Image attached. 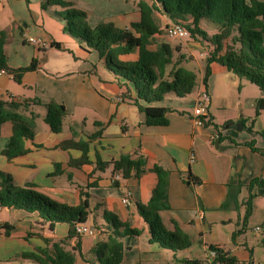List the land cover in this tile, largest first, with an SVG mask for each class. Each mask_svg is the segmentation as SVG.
<instances>
[{"label": "crops", "instance_id": "0c3cea01", "mask_svg": "<svg viewBox=\"0 0 264 264\" xmlns=\"http://www.w3.org/2000/svg\"><path fill=\"white\" fill-rule=\"evenodd\" d=\"M70 1L87 13L90 27L112 22L116 27L126 29L140 19L139 0H131L132 3L129 0ZM143 1L151 3V0ZM57 10H60L58 6L42 9L39 0L30 3L0 0V31L5 32L3 51L8 66H25L32 58L38 61L36 69L23 73L20 83L9 74H0V98L7 93L8 97L19 101L39 100V103L30 102L27 107L19 109L23 115L35 116L33 139L23 141L26 153L12 159L2 154L9 142L12 124L4 122L1 125L0 170L9 173L16 185L31 183L38 191L67 205H80L84 198L82 192L88 193L85 223L97 228L98 232L79 235L81 254H76L75 264H90L92 246L109 233L102 217L103 210L116 214L129 228L140 230L138 235L122 237L124 259L118 264L185 263L186 259L192 260L186 257V249L191 244L188 248L171 251L149 243L147 224L137 210V203L149 204L157 183V176L151 168L159 165L168 173L170 207L159 212L164 226L174 230L176 225L190 242L197 235L201 236L202 252L206 257L204 230L213 228L218 222L231 220L233 216L225 211L228 207H235L231 195L237 192L236 185L246 186L251 178L260 177L264 172V162H260L258 170H262L261 175L253 174L250 167L242 175L247 158L251 157L250 154L239 155V148L246 139L211 125V118H214L211 110L228 105L227 82L234 84L239 78L225 66L212 62L211 74L204 86L207 46L190 38H167L164 28L169 21L154 11L161 33L153 35L149 47L154 49L162 40L168 42L173 60L183 54L180 65L194 70L197 78L193 91L185 97L167 92L159 101L146 103L139 100L144 105L170 109L166 112V125H147L144 113L129 100L136 98L132 84L109 70L96 50L82 47L77 39L64 32L63 21L53 15ZM28 37L39 38L42 43H29ZM194 47L198 48L199 55L194 53ZM137 57L138 49L118 55L121 61H134ZM170 68L171 65L165 68V75ZM15 83L18 91L12 93L13 89L17 90ZM202 85L209 94V107L205 123L197 126L192 111L196 93ZM50 100L65 106L59 132L50 131L43 120L44 104ZM235 128L243 131L246 127L240 122ZM69 139L87 143V162L70 164V160L80 158L82 151L77 147L59 146ZM123 154L133 159L145 158L146 169L139 177L131 175L114 180L116 173L112 172L111 164L104 169L96 167L97 159L110 162ZM190 175L199 181L193 182ZM188 180L192 183L187 184ZM128 193L130 202L125 204L122 197ZM3 223L13 228L7 235L0 231V264H36L22 254L46 248L48 240L66 237L69 228L64 222L55 223L50 228L36 212L12 207L0 208V224ZM256 227L254 229L258 230ZM232 244V247H226L216 241L210 245L218 246L227 256H234L240 264H252L248 249L240 248L243 243L239 237Z\"/></svg>", "mask_w": 264, "mask_h": 264}, {"label": "trees", "instance_id": "16d2710c", "mask_svg": "<svg viewBox=\"0 0 264 264\" xmlns=\"http://www.w3.org/2000/svg\"><path fill=\"white\" fill-rule=\"evenodd\" d=\"M32 0H25L30 3ZM42 9L47 10L58 6L60 10L53 15L63 21V30L79 41L82 47L94 49L104 58L106 67L116 75L130 82L136 92V98L131 100L139 111L145 115L147 125H166V112L169 108L144 105L159 101L167 92H173L177 97L190 94L196 84V73L180 65V54L173 60L172 48L166 41H160L154 49L149 45L154 40L155 33H161L154 18V11L163 14L171 23H180L188 32V38L197 40L208 48L206 66L203 75L204 86L211 74L210 64L217 62L236 75L256 85L264 93V1L263 0H151L148 4L143 0L137 2L140 19L132 22L126 29L116 27L112 22H102L94 27L87 23V13L77 8L70 0H39ZM206 21L216 28L214 33H208L203 27ZM5 32L0 31V69L3 68L14 81L20 83L24 72L36 69L38 61L32 58L30 63L20 67H10L6 63L3 51ZM59 46L58 43H53ZM138 49V57L134 61H121L119 54L130 53ZM171 68L165 75V68ZM166 76V77H164ZM39 100H15L12 97L0 98V127L4 122L12 124V133L8 145L2 150L7 159L26 153L24 139H33L34 115H23L20 108ZM44 122L50 131L59 132L62 119L66 113L65 106L53 100L44 104ZM264 108V96L258 99L256 114ZM205 123V122H204ZM72 129V128H71ZM264 136V131L261 132ZM253 152L264 158V149L258 148L253 141L245 142ZM61 148L77 147L82 155L78 159L70 160V164L77 165L87 162V143L65 140L59 145ZM112 165V172L119 173L125 179L131 175L139 177L146 169L145 158L136 159L127 154L118 159L104 162L96 161L98 169ZM151 170L157 176V183L152 189L149 204L137 203V210L147 224L149 243L160 248L178 251L188 248L191 244L189 237L176 225L174 230H168L160 217L161 210L169 209L167 198V170L154 165ZM193 182L199 180L192 175ZM118 183V182H117ZM190 180L187 184H191ZM248 194L243 201L245 208L244 219L250 215L252 200L264 194V172L261 177H253L246 185ZM238 191V190H237ZM237 192L231 199L236 203ZM80 205H67L45 195L34 188L33 184L22 186L13 182L9 173L0 170V206L36 212L39 218L53 228L55 223L69 225L66 237L48 240L47 247L37 252L23 253L22 256L31 259L36 264H75L76 254H81L79 235L75 232V223L87 220L88 193L82 192ZM102 217L105 227L109 231L105 238L96 242L90 254L93 259L90 264H118L124 259L122 237L138 235L140 230L129 228L120 221L116 214L103 210ZM13 227L8 223L0 224V231L9 234ZM75 243H72V240ZM209 249H216L218 254L211 261L204 262L197 259H186V264H240L234 256H227L218 246L209 245Z\"/></svg>", "mask_w": 264, "mask_h": 264}, {"label": "rangeland", "instance_id": "374dc122", "mask_svg": "<svg viewBox=\"0 0 264 264\" xmlns=\"http://www.w3.org/2000/svg\"><path fill=\"white\" fill-rule=\"evenodd\" d=\"M129 1L132 3L131 0ZM203 27L208 33H214L216 31L214 25L206 21L203 22ZM185 39L189 40L188 37ZM193 51L195 54L199 55L198 48L194 47ZM205 51L208 52L206 48ZM202 59L205 58L203 57ZM230 76L234 77V75L231 74ZM14 86L17 90L13 89L12 93L18 91V85L15 83ZM226 94L228 105L219 107L217 110H211L214 115V118H211L212 127L220 131L229 130L236 134L237 137L246 139V142L253 141L256 147L264 149V136L261 134V132L264 131V108L259 111L258 115L256 114L258 99L264 96V93H262L256 85L251 84L245 79H237V83L234 84L229 81L227 82ZM7 97L8 94L4 93L3 98ZM240 122L246 127L243 131H239L235 128L238 127ZM244 145L245 142L242 144V147L239 148V155L250 154L251 157L247 158V165L244 166L241 174L243 175L248 167H250L253 174L261 175L262 170H260V168L258 170V164L264 162L263 157L257 152L254 153L250 151L248 148L249 146L247 147V145ZM237 161L238 157L235 159L236 166L238 165ZM236 186L238 191L235 207H228L225 211L227 215L230 214L233 217L231 220L227 219L224 223L218 222L213 228L211 227L204 230L206 236L204 242L209 246L216 241H221L226 247H232V242L239 237L240 241L243 243V245H240V248L244 249L243 247H246L248 249L246 251L252 258V264H264V194L256 196L252 200L254 203L252 211L250 215L244 219L245 208L241 204L246 200L248 191L245 184L239 183ZM237 214L239 216H237ZM256 226H258V230L254 229ZM202 240L203 238L197 235L191 242V246L186 249L188 252L186 257L198 259L202 262L205 261L206 258L202 252Z\"/></svg>", "mask_w": 264, "mask_h": 264}, {"label": "built area", "instance_id": "2783aa9c", "mask_svg": "<svg viewBox=\"0 0 264 264\" xmlns=\"http://www.w3.org/2000/svg\"><path fill=\"white\" fill-rule=\"evenodd\" d=\"M165 35L169 38H177V39H185L188 37V32L180 23H169L164 28ZM29 43L41 44L42 41L39 38L28 37ZM0 74H7L6 71L1 68ZM208 107H209V94L208 91L202 85L201 89L196 93V98L194 102V107L192 111V119L197 126H201L204 124L206 117L208 115ZM120 178V174L116 173L113 176L114 180ZM129 193L122 197V202L128 204L129 201ZM1 208V206H0ZM256 229H258L256 227ZM75 232L78 235L83 234H96L98 229L92 225H87L85 222L75 223ZM218 252L216 249H209L206 247L205 255L208 262H211L216 256Z\"/></svg>", "mask_w": 264, "mask_h": 264}, {"label": "water", "instance_id": "95a60500", "mask_svg": "<svg viewBox=\"0 0 264 264\" xmlns=\"http://www.w3.org/2000/svg\"><path fill=\"white\" fill-rule=\"evenodd\" d=\"M217 146V145H216ZM237 169H238V165H237ZM75 242V241H74Z\"/></svg>", "mask_w": 264, "mask_h": 264}]
</instances>
